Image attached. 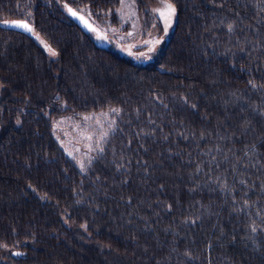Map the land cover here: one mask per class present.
Here are the masks:
<instances>
[{
  "label": "trees",
  "instance_id": "16d2710c",
  "mask_svg": "<svg viewBox=\"0 0 264 264\" xmlns=\"http://www.w3.org/2000/svg\"><path fill=\"white\" fill-rule=\"evenodd\" d=\"M167 1L135 63L66 12L119 0H0V264H264V0ZM107 110L80 167L54 124Z\"/></svg>",
  "mask_w": 264,
  "mask_h": 264
},
{
  "label": "rangeland",
  "instance_id": "374dc122",
  "mask_svg": "<svg viewBox=\"0 0 264 264\" xmlns=\"http://www.w3.org/2000/svg\"><path fill=\"white\" fill-rule=\"evenodd\" d=\"M167 0H152L147 14L137 12L134 0H119L115 10L116 22L106 19L96 25L98 34L92 39L101 46L135 63H147L155 59L173 28L175 16L165 32V22L156 9H164ZM171 4V3H170ZM159 40V43L156 41ZM153 50L148 51L149 48ZM112 110L92 112L89 119L61 118L54 124V137L65 154L82 167L98 152L107 132L112 130ZM104 114V115H102Z\"/></svg>",
  "mask_w": 264,
  "mask_h": 264
},
{
  "label": "snow or ice",
  "instance_id": "6c2138e0",
  "mask_svg": "<svg viewBox=\"0 0 264 264\" xmlns=\"http://www.w3.org/2000/svg\"><path fill=\"white\" fill-rule=\"evenodd\" d=\"M67 7V5H66ZM164 9L165 10H161V9H156L154 11H158L159 15L162 19H164L165 22V32H167L168 27H170L171 25V17L175 15V8L172 6V4H166L164 5ZM68 11L75 16L76 13L72 11L71 8L68 9ZM81 19H83L81 17ZM11 26L17 27V28H23L29 32L32 31L31 27L27 24V23H20V22H13V24ZM37 39H39V37H37ZM157 43H159V40L156 41ZM41 43H43V41H41ZM45 47H47V45H45ZM153 49L150 47L148 49L149 52H151ZM49 51L51 52V49H49ZM53 55H55V53H52ZM113 111H116L115 109H113ZM85 119H89L88 117H85Z\"/></svg>",
  "mask_w": 264,
  "mask_h": 264
},
{
  "label": "water",
  "instance_id": "95a60500",
  "mask_svg": "<svg viewBox=\"0 0 264 264\" xmlns=\"http://www.w3.org/2000/svg\"><path fill=\"white\" fill-rule=\"evenodd\" d=\"M71 8L69 6L66 7V12H67V16L68 18L77 26L79 27L81 30L85 31V32H95L98 34V31L97 29L95 28V26L80 12L74 10L73 8L72 11L76 13L75 16H73L69 11L68 9ZM81 17L83 19H81ZM12 29H16V30H19L21 32H24V33H28L30 34L29 31L23 29V28H17V27H14V26H11ZM99 35V34H98ZM12 256H15V253L13 252L12 253Z\"/></svg>",
  "mask_w": 264,
  "mask_h": 264
}]
</instances>
